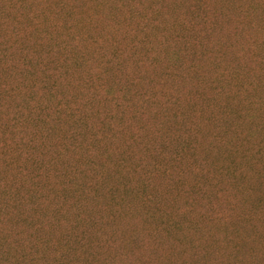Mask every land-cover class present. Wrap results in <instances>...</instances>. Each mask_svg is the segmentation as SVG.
Here are the masks:
<instances>
[{"label":"rangeland","instance_id":"rangeland-1","mask_svg":"<svg viewBox=\"0 0 264 264\" xmlns=\"http://www.w3.org/2000/svg\"><path fill=\"white\" fill-rule=\"evenodd\" d=\"M79 23L102 61L146 39L141 52L150 57L137 56L119 73L124 82L111 86L134 70L153 103L132 92L107 134L90 138L105 119L99 115L85 139L41 143L43 155L24 147L13 165V138L25 131L39 143L47 134L33 115L24 122L31 129L14 128V107L31 92L43 99L39 66L61 57L56 44L70 43L68 25ZM180 29L188 41L173 42L170 33ZM179 52L183 73L170 62ZM22 53L39 65L25 83L24 72L7 67ZM263 58L264 0H0V264H264ZM98 66L67 76L70 94L94 91L78 78ZM168 71L183 79L165 82ZM202 76L220 79L224 90ZM93 94L95 110L116 114L110 97ZM189 111L195 155L169 168L177 155L171 119ZM45 170L42 184H32Z\"/></svg>","mask_w":264,"mask_h":264},{"label":"trees","instance_id":"trees-1","mask_svg":"<svg viewBox=\"0 0 264 264\" xmlns=\"http://www.w3.org/2000/svg\"><path fill=\"white\" fill-rule=\"evenodd\" d=\"M160 9V8H159ZM162 9V8H161ZM171 12L175 13V7L172 6L170 12L166 14L169 17ZM168 20V18L166 19ZM155 25V24H152ZM68 32L69 36L68 39L72 42H66L64 40H59V44H56V47L60 49L61 57L57 59H47L46 62H43L40 66L28 57L23 56V53L20 56L19 60L14 61L12 64H8L9 71L13 72L17 70L21 75L24 72L25 79H22V82H26L27 80H31V78H35L36 72L34 69H37L38 66L41 67L39 69L41 75V83L42 89L44 93L43 99L40 101V97L37 98L34 92L28 94L27 98H23L19 101V103L14 107V115L12 118L15 125L14 128L18 129H31L32 123L29 124L28 127L26 126L25 118L28 115H33L34 119H39L38 121H43L44 124L41 125L37 121L39 125H41L45 131L47 132L46 135H43L39 141L37 142L36 138L32 133L27 134L25 131L21 132V135L18 138H13L11 143L14 145L11 147L10 153L7 154L10 158H12L16 153L20 152L22 148L26 147L27 152L30 154V150L35 152V150H39L40 154L43 155L41 148H38L41 143H46L47 141H53L54 139H64L65 144L67 143H74L77 140L86 138V131H90V120L96 118V116L103 115L105 117L104 121L99 124V127L95 129V133H91L90 138L92 140H96L98 136L105 135L111 130V123L113 121L118 120L117 114H121L125 112V107L128 105L124 102L125 98L132 92H134L137 96L142 95L140 98L146 99L148 103H153V96L151 91H139L137 89L138 85L140 84L141 80L143 79V75L139 73H135L134 70L126 77L125 84H121V87H116L113 89L112 84H119L115 83L114 80L117 78V82H124L121 80L119 73L128 72L130 68H132V62L136 61L137 56H143L144 53L141 52L142 48L145 49L146 39L143 38L141 40H137L133 42L131 45L130 51H122L119 47H116L107 58L106 61H102V56H105L104 53L99 54L98 51L94 50L93 48H89L88 45L92 44L90 39L94 38L90 34V30L85 27L84 24L79 23L78 27L73 25H68ZM99 26V25H98ZM185 30L192 32L195 27H183ZM213 28V27H212ZM101 27L96 28V41H98V35L102 32ZM180 29L179 32L173 30L170 33V37L172 38L173 42L176 43H183L188 41L187 32ZM78 39V41H77ZM64 41V42H63ZM168 41H162L161 47L162 49L168 46ZM81 44V45H80ZM39 44H35L33 47L34 49L38 48ZM52 48L48 51L47 55L52 54ZM141 52V53H140ZM181 52H179L175 58L172 59L173 66L177 70L183 73L184 66L182 57H179ZM4 56L7 55V52L3 54ZM152 55H157L153 53ZM175 53H172L174 57ZM97 56V57H96ZM56 57V56H55ZM150 57V52H145L144 58L148 59ZM156 60V59H155ZM264 60V58H263ZM98 62L97 71H93L90 69L86 75V79L82 81L81 78H78L80 82H84L88 89H93L89 94H83L82 90L79 89L75 94H70L71 91L69 87L65 84V80L67 76H69L72 72H77L78 74H83L85 71V67H88L90 63ZM147 63L153 62L152 59L146 61ZM218 65V63H217ZM216 65V67H217ZM173 68V69H174ZM171 71H168L170 74ZM173 71L168 78H166L165 82H171L173 86H176L180 80L183 78ZM204 82L209 80V85L212 86L218 93L223 91V85L221 84L220 79L211 80L206 76H202L200 78ZM139 83V84H137ZM99 87V88H98ZM39 89V90H42ZM38 90V91H39ZM10 90L8 91V93ZM99 94L106 95L110 97L115 105L116 114L105 111L100 112L93 108L94 98ZM57 97V98H54ZM3 98L0 92V99ZM53 99L55 101V105L53 107L50 106ZM132 101V100H131ZM42 103V104H40ZM1 105V104H0ZM87 107V112L85 111ZM125 109V110H124ZM191 118L190 111L188 113H182L181 115L175 114L174 119H171V131L174 135L173 141L170 142V146L174 147V140H177V155L175 154L174 164H171L169 168H175L177 164H182L185 160L187 152H191L192 154L196 151V145H194V134H192V129L187 123ZM182 119L184 125L179 124V120ZM23 123V124H20ZM65 123H69L68 131H64L60 135V130L64 127ZM196 133V132H195ZM26 135L28 138H26ZM215 139V140H214ZM213 140L218 141L217 136H215ZM136 140L134 138L130 141L133 142ZM179 141V142H178ZM54 143V142H53ZM53 151L57 155L60 156L62 150H58L56 145H54ZM69 148V147H68ZM66 148V149H68ZM65 149V150H66ZM213 149L209 148L206 152H212ZM87 153L89 157H92V147L88 146ZM92 159L90 158V161ZM204 161H208V158H205ZM12 164L14 165V160L12 158ZM158 165V164H157ZM200 169V168H198ZM79 171V169H78ZM46 170L40 174H36L38 178L32 177V184L33 180L40 179V184H42V180L46 177L43 176ZM72 183V180L70 181ZM121 187V186H119ZM38 188V187H36ZM122 188L127 190L125 184H122ZM121 192H123L121 190ZM129 193V192H128ZM112 195L115 197L116 195V188H112ZM113 208V207H112ZM167 225L171 226L169 217L167 220Z\"/></svg>","mask_w":264,"mask_h":264}]
</instances>
